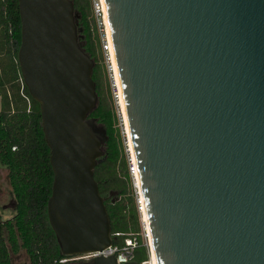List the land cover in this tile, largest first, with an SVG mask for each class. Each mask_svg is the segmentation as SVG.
I'll return each mask as SVG.
<instances>
[{"label": "water", "instance_id": "1", "mask_svg": "<svg viewBox=\"0 0 264 264\" xmlns=\"http://www.w3.org/2000/svg\"><path fill=\"white\" fill-rule=\"evenodd\" d=\"M158 264H264V0H105ZM17 59L73 256L113 242L94 178L105 127L72 0H18ZM94 264L118 263L98 255Z\"/></svg>", "mask_w": 264, "mask_h": 264}, {"label": "trees", "instance_id": "2", "mask_svg": "<svg viewBox=\"0 0 264 264\" xmlns=\"http://www.w3.org/2000/svg\"><path fill=\"white\" fill-rule=\"evenodd\" d=\"M78 13V38L94 59L92 77L98 94L89 113L106 130L104 154L94 170L100 194L111 223L113 242L121 244L130 231L139 230L138 212L126 167L123 138L91 0H72ZM21 40L18 0H0V161L9 168L16 197L14 223L5 235L0 232V264H10L8 247L24 249L29 264H66L47 214L53 170L41 125L39 103L24 84L21 93L17 59ZM113 192H117L114 196ZM115 231L123 234L114 235ZM147 257L144 245L135 251L138 262Z\"/></svg>", "mask_w": 264, "mask_h": 264}, {"label": "built area", "instance_id": "3", "mask_svg": "<svg viewBox=\"0 0 264 264\" xmlns=\"http://www.w3.org/2000/svg\"><path fill=\"white\" fill-rule=\"evenodd\" d=\"M91 3H92V13L95 18L96 26L99 32L103 56L106 64L107 73L109 76L111 92L116 105V112L118 114L119 126L123 138L127 172L134 196L135 207L138 212L139 230L128 232L126 236L123 238V242L121 244L112 242V244L102 249L80 253L73 256L63 257L60 259V261H64L67 259L92 258V257L94 258L98 255H104V256L114 255L118 263L126 262L130 260H135L134 257H135L136 249L139 246L144 245L146 248L147 257L139 261V264H154L151 254L150 240H149L151 231H150L149 221L146 212V205L143 197L137 162L135 157H133L132 151L130 149L127 140L122 112L118 100V87L114 79L113 66L109 53V42L106 37V30L103 19V8H102L101 0H91ZM20 83H21V93L27 98V100H29L28 96L24 94L22 91L24 85L22 75L20 76ZM145 212H146V216H145ZM121 234H123V232L121 231L114 232V235H121Z\"/></svg>", "mask_w": 264, "mask_h": 264}, {"label": "flooded vegetation", "instance_id": "4", "mask_svg": "<svg viewBox=\"0 0 264 264\" xmlns=\"http://www.w3.org/2000/svg\"><path fill=\"white\" fill-rule=\"evenodd\" d=\"M16 197L9 177V168L0 161V232L5 235L7 229L14 223L16 216ZM23 250L28 258L29 257L24 249L13 251L8 247L10 264H12V256L17 255ZM66 264H94V258H79L64 260ZM27 264V262H24Z\"/></svg>", "mask_w": 264, "mask_h": 264}, {"label": "bare ground", "instance_id": "5", "mask_svg": "<svg viewBox=\"0 0 264 264\" xmlns=\"http://www.w3.org/2000/svg\"><path fill=\"white\" fill-rule=\"evenodd\" d=\"M101 4H102V8H103V19H104V24H105L106 37H107V40L109 42V53H110V58H111L112 66H113L114 79H115V82H116L117 87H118V98L120 100L119 104H121V109L123 111V116H124L123 121L125 120V123H126L125 126H126V129H127L126 131H127V134H128V139L127 140H128L130 149L132 151L133 157H135L132 137H131L129 123H128V118H127V114H126L124 96H123V92H122V86H121V82H120L119 71H118V66H117L114 46H113V41H112L111 33H110L109 19H108V14H107V8H106L105 0H101ZM145 216H146V212H145ZM149 240H150V245H151V254H152V258H153V263L154 264H158L157 259H156V255H155L153 242H152L151 232H150Z\"/></svg>", "mask_w": 264, "mask_h": 264}, {"label": "rangeland", "instance_id": "6", "mask_svg": "<svg viewBox=\"0 0 264 264\" xmlns=\"http://www.w3.org/2000/svg\"><path fill=\"white\" fill-rule=\"evenodd\" d=\"M119 100V98H118ZM119 103H120V100H119ZM120 109H121V104H120ZM121 112H122V117L124 119V116H123V111L121 109ZM124 123H125V120H124ZM126 125V123L124 124V126ZM126 126H125V131H126ZM126 135H127V139H128V134H127V131H126ZM114 196L117 195V192H113ZM12 264H25L24 262H27L28 264V258L25 254V252L23 250H21L17 255H13L12 257Z\"/></svg>", "mask_w": 264, "mask_h": 264}]
</instances>
